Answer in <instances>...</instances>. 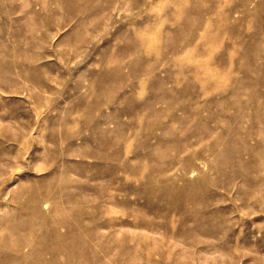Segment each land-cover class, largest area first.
I'll return each mask as SVG.
<instances>
[{
    "label": "rangeland",
    "instance_id": "obj_1",
    "mask_svg": "<svg viewBox=\"0 0 264 264\" xmlns=\"http://www.w3.org/2000/svg\"><path fill=\"white\" fill-rule=\"evenodd\" d=\"M263 138L264 0H0V264H264Z\"/></svg>",
    "mask_w": 264,
    "mask_h": 264
},
{
    "label": "bare ground",
    "instance_id": "obj_2",
    "mask_svg": "<svg viewBox=\"0 0 264 264\" xmlns=\"http://www.w3.org/2000/svg\"><path fill=\"white\" fill-rule=\"evenodd\" d=\"M184 22V21H183ZM190 25H192V24H190ZM177 30V29H176ZM185 30H187V28L185 29ZM191 32V31H190ZM194 32V31H193ZM194 34V33H193ZM192 34V35H193ZM190 35V34H189ZM149 36V35H148ZM183 36V35H182ZM204 36V35H203ZM136 37H139V39H142L141 38V36L139 35V36H136ZM142 37H144V35L142 36ZM180 37V36H179ZM145 38H148V37H145ZM183 38H184V36H183ZM144 39V38H143ZM149 39V38H148ZM188 40V39H187ZM141 47H144V46H141ZM139 53V52H138ZM200 66H194L193 68H194V70L196 69V70H198V68H199ZM207 87V86H206ZM212 87V86H211ZM232 98V97H231ZM186 102V101H185ZM184 122V121H183ZM161 128V127H160ZM159 128V129H160ZM137 129V128H136ZM264 139V138H263ZM227 145V144H226ZM230 146V145H229ZM183 147V146H182ZM227 148V147H226ZM228 149V148H227ZM234 150V149H233ZM176 151V150H175ZM121 152V151H120ZM140 153V152H139ZM260 153V152H259ZM262 153V152H261ZM264 156V155H263ZM117 158V157H116ZM126 161V160H125ZM124 161V162H125ZM123 162V163H124ZM147 164V163H146ZM128 165H130V164H128ZM133 166V165H132ZM140 167V166H139ZM160 170V169H159ZM261 170V169H260ZM158 171V170H157ZM262 172V171H261ZM152 173V172H151ZM159 179H160V177H158ZM157 179V178H156ZM155 179V180H156ZM159 179H158V181H159ZM153 181V180H152ZM158 183H160V182H158ZM262 183V182H261ZM154 184V183H153ZM264 185V184H263ZM149 186H150V184H149ZM168 185H166V187H167ZM153 187V186H152ZM155 187V186H154ZM162 187V186H161ZM176 188H177V186H176ZM167 190V189H166ZM153 191V190H152ZM161 191H163V190H161ZM171 193H173L172 191H170ZM178 193H179V191H178ZM176 194V193H175ZM166 196H168V195H166ZM176 197V196H175ZM179 197V196H178ZM178 200V199H177ZM176 201V200H175ZM53 234V233H52ZM64 235L65 236H70L71 238H72V244H70V248H71V251H72V253H70L69 255H68V257H67V259H66V263L67 264H73V262H74V260H75V257H76V252L74 251L75 249V246H76V244H80V242H81V237H80V235H78L77 233H76V230L75 229H68L65 233H64ZM56 248H52V250H49L48 252L50 253V255H49V260H53V261H57L56 263L57 264H60L59 262H58V260H57V258L55 257V250ZM81 256H82V254H81ZM82 258H83V256H82Z\"/></svg>",
    "mask_w": 264,
    "mask_h": 264
}]
</instances>
